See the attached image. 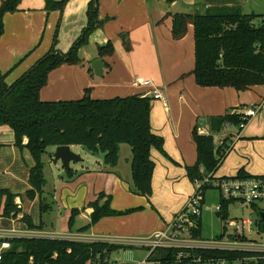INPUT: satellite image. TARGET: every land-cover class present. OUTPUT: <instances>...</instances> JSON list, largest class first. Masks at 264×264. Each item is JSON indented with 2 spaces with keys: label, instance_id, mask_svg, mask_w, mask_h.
<instances>
[{
  "label": "crops",
  "instance_id": "0c3cea01",
  "mask_svg": "<svg viewBox=\"0 0 264 264\" xmlns=\"http://www.w3.org/2000/svg\"><path fill=\"white\" fill-rule=\"evenodd\" d=\"M56 1L59 0H21L16 11L4 14L0 71L7 84L18 79L50 49L55 33L56 49L62 53H66L82 34L87 23L89 0H68L62 12L49 7V3ZM196 5V0H99L98 19L104 22L89 34L87 43L79 48L80 62L62 64L50 71L46 85L39 92L42 101H58L80 99L87 89L94 99L130 95L151 97L147 93L153 88L158 90L165 97L167 106L164 107L160 99L151 97L150 129L163 141V151L156 148L150 150V158L155 164L151 196L146 198L133 193L131 148L128 144L118 145V161L112 167L103 164L102 154L91 155L79 145H69L70 150L81 158L73 165L72 162L69 164L74 175L68 177L63 167V173L58 171L53 175L51 172L49 188L46 181L41 196L28 201L24 207L21 201L30 188L27 179L33 159L26 148L15 146L12 129L1 126L0 188L17 195L15 203L23 211L16 218L0 216V228L27 227L20 218L31 214L36 200L39 221L35 217L31 219L35 225L43 222L49 234L61 235V239L102 241L131 247L112 251L104 264H156L146 261L150 254L148 247L127 242L163 229L194 192L193 182L186 172V167L196 161V147L192 139L194 126L201 119L200 125L207 127V117L229 111L238 113L250 104L257 105L259 111L244 128L239 131L224 128L219 133L221 139L230 137L231 148L214 176H235L240 169L252 176H264V85L245 91L197 85L191 74L194 68L193 26L187 27L182 38H172L169 14L191 10L192 6L198 9ZM210 5L206 3L205 8ZM107 42L113 46L112 55L98 56L97 47ZM95 59L104 64L100 77L90 67ZM137 78L151 80L152 89L138 85ZM26 142L24 137L22 144ZM54 149L55 146L49 147L43 155L44 167L46 163L50 169L51 165L61 164L53 158ZM100 193L110 197L112 210L132 211L102 217L88 230L78 231L89 223L93 209L88 204ZM42 199L43 209L39 208ZM104 200L105 197L101 203ZM74 208L79 212L70 229L68 220ZM51 218L63 219L67 224L65 231L51 230ZM5 219L9 226H4ZM253 261L254 264L259 263Z\"/></svg>",
  "mask_w": 264,
  "mask_h": 264
},
{
  "label": "trees",
  "instance_id": "16d2710c",
  "mask_svg": "<svg viewBox=\"0 0 264 264\" xmlns=\"http://www.w3.org/2000/svg\"><path fill=\"white\" fill-rule=\"evenodd\" d=\"M21 0H3L0 5V37L4 31L3 16L14 12ZM98 1L89 0L86 9V26L66 53L56 49L57 39L54 35L50 49L41 56L27 71L11 84L4 81L0 71V127L8 126L14 134V144L26 148L33 166L29 170V189L25 196L34 200L41 196L46 180L42 157L49 147L60 145H79L91 155H103V164L115 166L118 161V145L126 143L131 148V181L133 193L143 197L152 194V173L154 162L150 158L151 148L163 151L162 138L150 129L149 96L130 95L94 99L85 94L76 100L42 101L40 90L46 85L48 74L62 64L73 65L80 62L78 50L88 41L89 34L101 27L104 20L98 19ZM172 2L174 0H167ZM68 0L49 3L50 8L62 12ZM213 8V9H212ZM171 16V35L174 40L182 38L189 25L193 26L194 68L191 74L197 85L202 87H231L245 91L250 87L264 85V14L242 13L236 5L208 6L204 13L176 12ZM256 18H260L255 24ZM113 53L111 42L97 47L100 57ZM90 70V69H89ZM242 121L237 112L209 116L206 126L213 133L224 130L226 122L237 125ZM192 130V139L196 147V161L186 167L187 177L193 182L204 174L212 173L230 150V137L225 136L219 146H215L212 135ZM27 139L22 144L23 138ZM264 139V136H263ZM1 146V145H0ZM228 149V150H227ZM52 157V154L50 155ZM55 160V159H54ZM72 177V169L65 170ZM235 176L251 177L240 169ZM204 189L201 196L204 202ZM17 195L8 189L0 188V216L16 218L21 208L15 203ZM105 197L104 202L101 200ZM43 201L41 209H43ZM110 197L100 193L88 204L93 209L87 225L78 229L86 231L100 218L125 214L130 211H115L109 206ZM232 200L219 198V217L224 220L221 233L216 240H227L229 236L238 238L236 232L227 233L228 206ZM256 207V203L250 205ZM78 209H72L68 220L71 229ZM20 220L27 228L40 230L29 215H22ZM195 226L191 228V237L201 239V216L194 218ZM258 229L261 221L255 222ZM227 234V235H226ZM240 240L245 241L243 236ZM10 247L0 260V264H104L107 256L115 250L131 248L124 245L94 241L82 242L61 238H24L9 239ZM147 262L156 264H216L221 261L248 264L251 260L261 263L264 252L241 249L218 248H154L150 249Z\"/></svg>",
  "mask_w": 264,
  "mask_h": 264
},
{
  "label": "built area",
  "instance_id": "2783aa9c",
  "mask_svg": "<svg viewBox=\"0 0 264 264\" xmlns=\"http://www.w3.org/2000/svg\"><path fill=\"white\" fill-rule=\"evenodd\" d=\"M138 85L144 87H151L152 82L149 79L137 78ZM153 99H160L164 105L167 106L165 97L155 88L150 93H147ZM259 111V107L255 104H250L241 109L238 113L241 115L242 121L237 125H232L229 122L224 124V128H235L241 130L247 124L250 118L254 117ZM197 132L203 135H212L216 139L215 146L222 143L219 138V133H211L208 127L203 125L197 126ZM231 148V144H229ZM228 150V149H227ZM229 152V151H228ZM194 192L188 197L182 209L172 218L171 222L166 224L163 229L152 232L149 236L144 238H136L129 240L128 244L140 245L150 248L164 247V248H218V249H238L236 242H229V240H202L191 237V228L195 226L194 218L201 216V209L203 206L202 192L204 189L213 188L218 191L219 198L223 200H232L239 203L240 207L251 205L258 201H264V176H251L240 178L238 176L231 177H215L212 173L204 174L202 178L193 181ZM220 204L216 206L219 210ZM255 224L248 218L237 220H227V226L231 227L234 232L242 235L244 225ZM59 235H43L40 231L32 230L27 227L18 229H4L0 228V260L3 253L9 249V239L14 237L24 238H62ZM241 249V248H240ZM256 250V249H255ZM256 251L264 252V249Z\"/></svg>",
  "mask_w": 264,
  "mask_h": 264
},
{
  "label": "rangeland",
  "instance_id": "374dc122",
  "mask_svg": "<svg viewBox=\"0 0 264 264\" xmlns=\"http://www.w3.org/2000/svg\"><path fill=\"white\" fill-rule=\"evenodd\" d=\"M196 3H197L196 5L197 8L199 7L198 9L196 8L194 9L195 6H192L193 9L186 10L184 12L185 13H204L206 11L205 4L209 3L211 4L210 6L212 7L216 5H236L240 8V11L242 13L264 14V0H196ZM259 21H260V18H256L254 22L255 24H258ZM214 143L215 144L217 143L216 139H214ZM73 163L74 162H72L71 165H73ZM51 168L52 169H50L48 166V163H46L43 173L47 181V186H46L47 188H49L50 186V181L52 178L51 172L53 173V175H56L58 171H61V173H63L61 164L57 166L51 165ZM22 199L23 200L21 201V203L24 204V207H26V205L28 204V201H33V200L27 199L25 196V193H24V196H22ZM42 200L40 201L39 208H41ZM218 202H219L218 191L213 188H208L204 193V202H203V206L201 209V239L202 240H214L216 236L221 233L224 220L216 216V212H218V210L216 209ZM256 207L257 208H253L250 205H245L243 207H240L239 203L231 202L228 206V220L234 217L237 220L248 218L252 220L253 222H256L258 220V212L264 211V201L256 202ZM22 211L23 210L21 208V212ZM29 216L30 218L33 217V219L35 217L36 221H39V212L36 211V200L34 201V204L32 206V211ZM43 217L45 218V216H42L41 218ZM51 222L53 226L51 227V230H54L57 232H64L65 231L64 228L67 227V224L63 219L53 220V218H51ZM3 223H4V226H9L8 220L5 219ZM40 225L42 228L39 231L43 235H48L49 234L48 232L50 231L44 229L43 222H40ZM4 228L7 229L8 227H4ZM227 228H228L227 233L233 232V229L231 227H227ZM243 236L246 237L245 241L240 240V238ZM58 237H62V236L60 235ZM227 240L233 243L236 242L237 243L236 248L238 249L241 248V250L264 249V232L261 229H258L255 224L244 225L242 235H239L238 238H236L235 236H229ZM205 264H212V263H205ZM216 264H241V263L239 261H234V262L221 261ZM256 264H264V259L261 263H256Z\"/></svg>",
  "mask_w": 264,
  "mask_h": 264
},
{
  "label": "water",
  "instance_id": "95a60500",
  "mask_svg": "<svg viewBox=\"0 0 264 264\" xmlns=\"http://www.w3.org/2000/svg\"><path fill=\"white\" fill-rule=\"evenodd\" d=\"M90 67L96 76L100 77L102 75L104 64L100 59L93 60ZM53 158L59 160L65 170L69 169V164L71 162H78L81 160L78 154L70 150L69 145L56 146L53 152ZM218 215L219 213L216 212V216ZM258 218L261 221L260 228L264 232V211L258 212ZM248 264H254V261L252 260Z\"/></svg>",
  "mask_w": 264,
  "mask_h": 264
}]
</instances>
